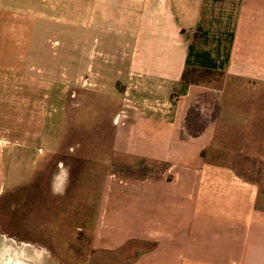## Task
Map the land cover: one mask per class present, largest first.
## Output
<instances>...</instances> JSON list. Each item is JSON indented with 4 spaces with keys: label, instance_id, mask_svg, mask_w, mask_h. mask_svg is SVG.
I'll return each mask as SVG.
<instances>
[{
    "label": "crops",
    "instance_id": "obj_1",
    "mask_svg": "<svg viewBox=\"0 0 264 264\" xmlns=\"http://www.w3.org/2000/svg\"><path fill=\"white\" fill-rule=\"evenodd\" d=\"M54 18L72 34V79H107L121 99L103 184L72 190L60 162L40 198L59 211L70 196L73 234L91 242L89 264H264V0H0V35L37 33ZM5 49L0 59L15 62ZM193 69L226 82L185 84ZM201 86L215 93V111L200 110L196 135L178 117ZM28 91L22 105L0 106V195L10 173L30 185L16 170L59 150L58 125L33 122L23 105ZM228 140L232 165L217 155ZM243 160L247 172L236 164ZM5 242L0 249L17 253H0V264H61L45 244Z\"/></svg>",
    "mask_w": 264,
    "mask_h": 264
},
{
    "label": "rangeland",
    "instance_id": "obj_2",
    "mask_svg": "<svg viewBox=\"0 0 264 264\" xmlns=\"http://www.w3.org/2000/svg\"><path fill=\"white\" fill-rule=\"evenodd\" d=\"M47 21L48 25L37 33L0 35V46L6 48L2 53L7 54L12 49L11 52L14 53L13 58H15V62L0 59V92H2L0 106H12L13 101L21 104L20 96L23 95V90H29L30 95L26 96L23 105H26V110L30 107L33 122L43 124L48 121L49 125L57 124L59 127L58 135H55L59 139L57 154L40 158L38 162L33 163V166L29 165L30 169L23 167L16 170L21 174V179L29 181L30 185H15L13 173L9 174L7 190L4 189L0 195V246L7 243L5 239L35 247L45 244L53 258L61 264H89L90 257L94 255L91 253V242L87 241V237L73 234L72 225H70L72 220L70 196L64 200L65 207H62L63 203H59V211L51 209L56 200L52 201L47 197L41 201L40 198L48 196L46 193H48L51 178L60 162L70 171L69 188L72 190L103 184V169L109 166V169L114 167V162H109L108 159L113 153V123L120 110L121 99L110 92L107 79L102 78L101 81H97L98 83L87 79L75 81L72 79L71 72L74 69L72 34L67 30L61 31L56 18L47 19ZM30 68L31 76L29 77L27 74ZM51 69H55L60 78L54 76ZM39 70L48 72L47 81L41 79ZM190 81L198 86L222 87L226 79L221 73L193 72ZM116 86L121 92L120 84L117 83ZM45 91H48V95L50 94L47 99L42 97ZM213 93L206 90L204 86L195 87L190 97L181 106L178 121L181 122L186 116L187 127L193 134L198 135L205 125V119H202L200 110L205 111L208 107L211 111H215ZM246 93L244 91L239 93L244 101ZM227 117L224 114L219 121L220 129L230 126ZM229 141H226V145L220 146L217 155L218 158H226V161L221 159V163L227 162L232 165L230 159L232 148L228 144ZM38 151L41 153V150ZM236 164L241 165L240 170L247 172L246 160ZM100 168H103L101 173L98 172ZM90 169L91 172H89ZM4 172L6 173V170ZM6 179L7 177L5 181ZM0 180L2 181L3 177ZM62 208L65 209L63 215ZM63 216V221L56 223L57 219ZM73 249H76V253L72 252ZM3 252L0 249V253Z\"/></svg>",
    "mask_w": 264,
    "mask_h": 264
},
{
    "label": "trees",
    "instance_id": "obj_3",
    "mask_svg": "<svg viewBox=\"0 0 264 264\" xmlns=\"http://www.w3.org/2000/svg\"><path fill=\"white\" fill-rule=\"evenodd\" d=\"M193 72H202V73H205V74H217L215 72H211V71H198V70H189V71H186L183 75V82L185 84H189L191 81H190V77L192 75Z\"/></svg>",
    "mask_w": 264,
    "mask_h": 264
}]
</instances>
